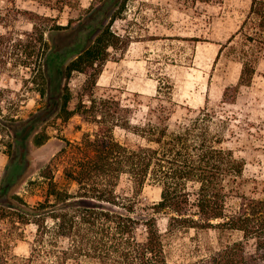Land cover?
<instances>
[{"label":"rangeland","instance_id":"rangeland-1","mask_svg":"<svg viewBox=\"0 0 264 264\" xmlns=\"http://www.w3.org/2000/svg\"><path fill=\"white\" fill-rule=\"evenodd\" d=\"M67 1L0 0V34L11 38L8 62L0 72V177L7 171L12 178L9 194L16 192L30 204L43 200L47 182L42 173L48 167H53L58 186L71 191L76 188L65 179L63 167L73 152L71 145L79 143L84 134L96 131L86 116L75 113L63 121L57 106L48 120H35L34 128L30 127L25 134L22 128L18 130L21 141H15V151L10 156L8 145L14 141L5 126L14 119L20 122L39 115L47 104V96L40 95L42 89L59 103L68 87L70 111H76L80 101L89 105V94L112 98L128 109L126 116L132 126L143 125L158 114L161 103L171 108L170 129L187 121L205 105L216 108L230 120L224 146L245 164L244 177L248 182L243 189L250 192L257 183L256 196L264 198V50L259 53L251 84L240 87L234 102L223 98L225 89L238 83L240 51L254 49L253 43L240 33L251 0H72L71 4ZM35 15L50 20L43 21ZM101 22L130 41L122 52H111L92 92L84 89L85 74L74 72L66 79L67 54L45 59L47 80L43 75L35 76L34 66L21 65L24 55L16 50L17 44L27 42L34 23L69 25L59 34L45 29L50 48L80 42L83 48L89 43L86 35ZM160 85L163 89L171 87L172 104L167 97L158 99ZM113 135L128 146L146 144L132 129L115 127ZM64 149L68 153L62 152ZM193 187L190 184V190ZM118 192L131 194L132 183L127 175L121 177ZM160 196L158 184L146 183L138 196V208L157 203ZM237 203L236 198H230L227 210ZM157 221L168 264H191L219 248L218 233L213 229L169 231L167 216L160 214ZM34 232L33 225L12 228L0 220V264H20V258L28 257ZM239 236L236 232L226 233L222 241Z\"/></svg>","mask_w":264,"mask_h":264},{"label":"trees","instance_id":"trees-1","mask_svg":"<svg viewBox=\"0 0 264 264\" xmlns=\"http://www.w3.org/2000/svg\"><path fill=\"white\" fill-rule=\"evenodd\" d=\"M110 27L101 22L86 35L89 43L83 48L80 39L76 41L80 44L50 48L45 29L59 34L69 25L34 23L29 39L25 44L19 41L16 50L24 55L21 65L34 66L35 76L43 75L44 80L45 59L69 55L66 79L74 72L83 73L87 76L84 89L92 92L111 52H122L129 45L128 37ZM241 32L254 49L239 53L238 83L223 93L231 103L240 87L251 84L259 53L264 50V0H251ZM10 40V36L0 34V72L8 62ZM65 88L59 103L42 89L40 95L47 96V104L39 115L5 125L14 141L8 145L9 156L20 140L18 130L22 128L25 134L34 128L35 120H48L57 106L63 121L80 113L96 126L94 133L84 134L79 143L71 145L73 152L63 167L65 179L76 185L73 191L58 186L53 167H48L42 173L47 182L45 196L30 204L16 192L9 194L13 180L7 171L0 177V220L12 228L35 227L30 253L19 259L20 264H168L157 221L160 214L168 217L169 231L213 229L218 233L219 248L191 264H264V198L256 196L257 183L250 192L243 189L248 182L245 164L224 146L230 123L227 117L205 105L170 129L171 108L161 103L158 114L151 109L155 113L152 117L143 125L132 126L126 116L128 109L112 98L89 94V105L80 101L76 111H70L71 93ZM170 89L158 86V99L167 97L172 104ZM115 127L132 129L146 144L132 147L118 142L113 135ZM62 152L68 153L65 149ZM123 175L132 183L130 195L118 192ZM148 182L161 187L160 200L138 208V196ZM190 184L194 185L192 190ZM230 198L238 203L227 210ZM234 232L240 235L237 239L222 241L224 234Z\"/></svg>","mask_w":264,"mask_h":264}]
</instances>
